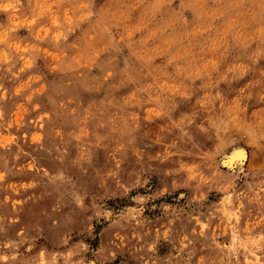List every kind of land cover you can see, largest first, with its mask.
<instances>
[{
  "label": "rangeland",
  "instance_id": "rangeland-1",
  "mask_svg": "<svg viewBox=\"0 0 264 264\" xmlns=\"http://www.w3.org/2000/svg\"><path fill=\"white\" fill-rule=\"evenodd\" d=\"M0 264H264V0H0Z\"/></svg>",
  "mask_w": 264,
  "mask_h": 264
},
{
  "label": "bare ground",
  "instance_id": "bare-ground-1",
  "mask_svg": "<svg viewBox=\"0 0 264 264\" xmlns=\"http://www.w3.org/2000/svg\"><path fill=\"white\" fill-rule=\"evenodd\" d=\"M247 152L244 149H235L232 154L228 157L227 161L229 164L239 160H246Z\"/></svg>",
  "mask_w": 264,
  "mask_h": 264
}]
</instances>
